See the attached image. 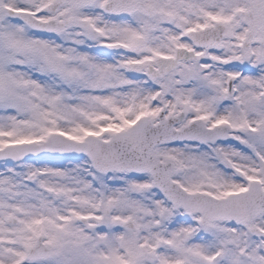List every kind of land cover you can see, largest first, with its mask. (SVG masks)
Here are the masks:
<instances>
[{
	"label": "snow or ice",
	"instance_id": "1",
	"mask_svg": "<svg viewBox=\"0 0 264 264\" xmlns=\"http://www.w3.org/2000/svg\"><path fill=\"white\" fill-rule=\"evenodd\" d=\"M0 264H264V0H0Z\"/></svg>",
	"mask_w": 264,
	"mask_h": 264
},
{
	"label": "rangeland",
	"instance_id": "2",
	"mask_svg": "<svg viewBox=\"0 0 264 264\" xmlns=\"http://www.w3.org/2000/svg\"><path fill=\"white\" fill-rule=\"evenodd\" d=\"M56 162H59V161H56ZM65 163H67V162L65 161Z\"/></svg>",
	"mask_w": 264,
	"mask_h": 264
}]
</instances>
